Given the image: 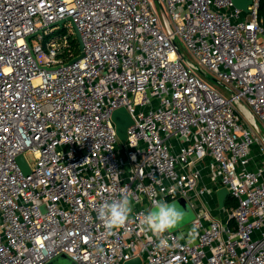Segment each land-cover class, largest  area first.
Masks as SVG:
<instances>
[{
    "label": "built area",
    "instance_id": "built-area-1",
    "mask_svg": "<svg viewBox=\"0 0 264 264\" xmlns=\"http://www.w3.org/2000/svg\"><path fill=\"white\" fill-rule=\"evenodd\" d=\"M248 2L0 0V264H264V14ZM125 188L132 216L109 234L97 209ZM222 188L235 207L211 204ZM181 197L195 219L161 246L139 215Z\"/></svg>",
    "mask_w": 264,
    "mask_h": 264
},
{
    "label": "clouds",
    "instance_id": "clouds-1",
    "mask_svg": "<svg viewBox=\"0 0 264 264\" xmlns=\"http://www.w3.org/2000/svg\"><path fill=\"white\" fill-rule=\"evenodd\" d=\"M133 208L127 188L120 193L119 199L104 201L97 209L98 219L109 234L130 221ZM188 213L176 202L154 201L145 212L139 215L140 227L160 238L161 246H166L164 234L181 226ZM191 242V241H190Z\"/></svg>",
    "mask_w": 264,
    "mask_h": 264
},
{
    "label": "water",
    "instance_id": "water-1",
    "mask_svg": "<svg viewBox=\"0 0 264 264\" xmlns=\"http://www.w3.org/2000/svg\"><path fill=\"white\" fill-rule=\"evenodd\" d=\"M248 4H249L248 0H234V5L237 8H239V9H244L245 11L247 10V5ZM66 21H70L71 22L72 28L74 30V35L78 39L79 45H80V50L82 51L83 50V43H82V40H81V36H80V33H79L76 25L73 23L72 19L68 18V20H64V21L59 22L58 25L62 26ZM176 47H177V50H179L177 45H176ZM83 57H84V54L82 53L78 58H76L74 60V62L79 61ZM113 120H114V123L116 125V130H117L118 137H119L120 141L123 144H125L126 140H127V137H128L127 131H128L129 126H131L133 124V120H132L131 116L129 115V113L124 108L118 109V110H116L114 112ZM18 162L20 163L23 171L26 174H28L29 173V168H28V165H27L24 157L20 156L19 159H18ZM228 195H229V193H228L226 188H222L219 191H217V199H218V203H219V208L220 209L224 208L225 201L228 198ZM174 202L178 203V205L181 208L185 209L187 211V213H188L184 223L177 228V229H179L180 227H182V226L188 224L189 222L193 221L195 219V215H194V213L192 211V208L189 206V204H188V202L186 201L185 198H183V197L178 198ZM177 229H175V230H173L171 232H174ZM61 260H66V261L69 262V264H75L66 255L59 256L56 259H54L51 262H49L48 264H63V263L60 262ZM126 264H142V261H141L140 258H135V259L127 262Z\"/></svg>",
    "mask_w": 264,
    "mask_h": 264
},
{
    "label": "rangeland",
    "instance_id": "rangeland-1",
    "mask_svg": "<svg viewBox=\"0 0 264 264\" xmlns=\"http://www.w3.org/2000/svg\"><path fill=\"white\" fill-rule=\"evenodd\" d=\"M64 27H65L64 30L67 29L68 27H70V29H71L72 31H74L73 28H72V24H71V23H65V26H64ZM178 45H179L181 51H182L183 53H185V50H186V49H185L184 45H183L179 40H178ZM207 80L210 82V84H211L215 89H217V90L220 91V92L226 93L225 87H224L222 84L213 81L210 77H209V79H207ZM27 157H28V159L30 160V162H32V160H33L32 155L27 154ZM172 202H174V201H172ZM232 202L236 204V200H232ZM214 206H215V204H214ZM228 206H229V205H228ZM228 208H229V207H228ZM60 262L63 263V264H69V262L66 261V260H61Z\"/></svg>",
    "mask_w": 264,
    "mask_h": 264
},
{
    "label": "trees",
    "instance_id": "trees-1",
    "mask_svg": "<svg viewBox=\"0 0 264 264\" xmlns=\"http://www.w3.org/2000/svg\"><path fill=\"white\" fill-rule=\"evenodd\" d=\"M261 8H262L261 14L263 15L264 14V0H262V7ZM72 39H73L72 42H73L74 50L76 53H79V41L74 34L72 35ZM235 206H236V204L233 203L230 198H228L226 201V208H228V207L231 208V207H235Z\"/></svg>",
    "mask_w": 264,
    "mask_h": 264
},
{
    "label": "crops",
    "instance_id": "crops-1",
    "mask_svg": "<svg viewBox=\"0 0 264 264\" xmlns=\"http://www.w3.org/2000/svg\"><path fill=\"white\" fill-rule=\"evenodd\" d=\"M215 198H217V194L214 196V200L212 199V200H210L211 201V204L213 205V202L215 203L216 201V199ZM193 211V210H192ZM193 213H194V215H195V212L193 211ZM196 216V215H195ZM192 222V221H191ZM191 222H189L188 224H186V225H184V226H182V227H180L179 229H181V228H184L185 226H187V225H189ZM179 229H177V230H179ZM176 230V231H177Z\"/></svg>",
    "mask_w": 264,
    "mask_h": 264
}]
</instances>
